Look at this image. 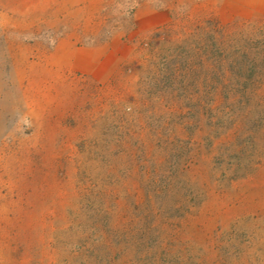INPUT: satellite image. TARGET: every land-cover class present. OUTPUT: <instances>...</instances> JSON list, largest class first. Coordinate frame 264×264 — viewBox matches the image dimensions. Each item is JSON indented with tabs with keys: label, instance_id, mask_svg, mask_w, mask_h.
<instances>
[{
	"label": "rangeland",
	"instance_id": "obj_1",
	"mask_svg": "<svg viewBox=\"0 0 264 264\" xmlns=\"http://www.w3.org/2000/svg\"><path fill=\"white\" fill-rule=\"evenodd\" d=\"M142 8L169 14L162 38L175 28L177 15L187 13L211 12L223 25L264 20V0H0V264H106L105 236L130 238L143 225L138 201L158 184L150 177L182 168L171 152L174 145L185 151L184 141L168 145L164 167L155 146L148 159L153 164L143 170L136 139L109 158L111 141L122 133L116 126L136 136L143 122L125 113L154 59L147 43L155 29H143L136 17ZM145 117L156 125L149 112ZM173 122H188L187 110ZM189 151L179 159L189 161L187 179L158 199L167 240L195 206L199 246L207 234L227 231L245 210L250 226L256 220L259 227L249 234L264 242V152L237 150L235 175L225 188L221 165L209 164L204 150ZM197 180L199 198L196 187L192 191ZM224 190L231 191L227 198L219 195ZM111 206L117 211L110 221L105 209ZM152 235L139 247L122 241L117 264L138 256ZM251 250L250 263L264 264L256 242ZM91 251L95 259H87Z\"/></svg>",
	"mask_w": 264,
	"mask_h": 264
},
{
	"label": "trees",
	"instance_id": "obj_2",
	"mask_svg": "<svg viewBox=\"0 0 264 264\" xmlns=\"http://www.w3.org/2000/svg\"><path fill=\"white\" fill-rule=\"evenodd\" d=\"M168 26L151 32L147 45L154 59L149 61L145 76L139 78L135 97L125 103L126 108L129 106L125 113H133L143 122L139 124L136 136L127 134L129 132L122 126H116L122 133L111 141L109 158L113 160L121 145L136 139L143 170L147 164H153L148 159L153 150L151 147L155 146L161 147L163 152L161 166L163 157L173 153L172 157L179 161L177 168L180 165L182 168L175 173L172 171L171 175L161 170L162 174L150 177L152 183L158 181V184L138 201V223L143 225L130 238L106 234L109 251L106 264H117V259L123 258L119 246L122 241L132 239L139 247L149 232L153 233L150 246L137 251L138 256L124 260L123 264H251L254 242L260 246L264 259V242L255 241V236L249 234L252 233L250 227L254 229L253 233L259 227L256 220H252L254 223L250 226L247 210L242 218L231 220L227 231L215 236L207 234L199 246L194 230V212L198 207L189 206L188 220H179L180 230L167 240L163 235L166 219L161 217L158 199L173 194L179 182L187 179L189 161L181 164L179 159L190 149H198L199 154L204 150L209 164L221 165L218 179L221 184H227L225 188H230L235 175L232 159L238 151L245 153L248 148H257L264 152V20L223 25L211 12L202 17L187 13L181 17L177 15L175 28L162 38V29ZM183 109L187 110L188 122H173L175 114ZM145 112H149L151 118H157L156 125L144 121L147 118ZM180 141H184L185 151H181L183 145L180 149L174 145L173 149L169 148L172 152L167 153L168 145L180 144ZM114 170L115 164L111 161L108 173L112 175ZM195 183L198 185L199 181ZM195 187L196 198H199L200 186H194L193 193ZM230 194V190H224L219 195L227 198ZM115 195L117 193L111 190L109 197L114 199ZM105 210L111 221L110 217L117 209L111 206ZM117 225L113 229L116 230ZM87 255V259L96 258L92 251Z\"/></svg>",
	"mask_w": 264,
	"mask_h": 264
},
{
	"label": "crops",
	"instance_id": "obj_3",
	"mask_svg": "<svg viewBox=\"0 0 264 264\" xmlns=\"http://www.w3.org/2000/svg\"><path fill=\"white\" fill-rule=\"evenodd\" d=\"M137 20L145 30L159 29L169 25V14L164 11L142 8L137 11Z\"/></svg>",
	"mask_w": 264,
	"mask_h": 264
}]
</instances>
